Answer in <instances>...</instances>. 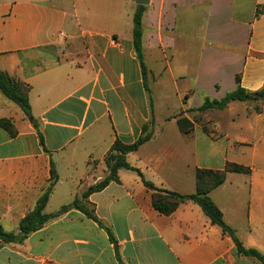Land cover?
<instances>
[{"label": "crops", "instance_id": "crops-1", "mask_svg": "<svg viewBox=\"0 0 264 264\" xmlns=\"http://www.w3.org/2000/svg\"><path fill=\"white\" fill-rule=\"evenodd\" d=\"M137 7L135 0H0V69L29 86L37 124L0 91V120L17 131L12 137L0 126V226L19 234L52 163L58 180L44 213L81 198L106 177L116 138L132 143L142 134L152 96H173L180 105L156 118L151 139L128 163L157 189L184 195L196 192L197 169L249 167L228 173L210 197L243 247L264 255V101L230 103L221 110L224 125L221 111L205 112L206 124L189 112L235 91L238 76L248 92L264 88V0H150L142 25L147 87L133 44ZM178 118L193 124L189 133ZM118 178L89 202L121 262L107 231L70 208L23 242L1 243L0 264H262L238 253L193 201L166 216L136 171L120 169Z\"/></svg>", "mask_w": 264, "mask_h": 264}, {"label": "trees", "instance_id": "trees-1", "mask_svg": "<svg viewBox=\"0 0 264 264\" xmlns=\"http://www.w3.org/2000/svg\"><path fill=\"white\" fill-rule=\"evenodd\" d=\"M146 7L138 6L133 17L134 29H133V44L140 61L144 85L147 87V69L143 59V17ZM258 15L260 10L257 11ZM238 88L228 93L221 100H206L202 106L197 109H191L189 112L204 113L210 110H223L232 102H255L264 101V88L257 92H248L240 85V78L237 77ZM148 89V88H147ZM0 91L10 100L15 102L24 112L26 117L30 121H34L31 112V105L29 100L30 88L27 84L19 81L13 76H10L7 72L0 69ZM257 111L259 107L255 108ZM179 129L182 133H189L193 127V124L186 118H178L177 120ZM34 125L37 128V124L34 121ZM155 125V119L152 116L142 128V134L138 139L132 143H126L121 138L117 137L113 143L111 149L107 153L104 159V163L107 167L106 177L91 185L81 198H76L75 201L68 206H64L59 212L47 215L44 213V209L48 203L49 196L52 193L55 184L58 180V175L55 170V166L52 163L51 166V178L49 185L47 186L44 194L37 201L36 206L26 214V216L20 221L19 234L7 233L0 226V241L1 243L9 244L14 242H23L28 235L41 229L48 222L64 215L70 208L77 209L84 213L88 218L95 221L100 227L104 228L110 238V241L114 244L116 250L117 259L121 262L119 255L117 242L112 235V232L107 228L95 215L94 207L89 202V196L93 193L100 192L105 189L112 181H119L118 172L120 169H131L138 173L142 182L146 188L152 191V206L159 213L169 216L173 214L178 207L187 201H193L198 204L205 215L211 220L213 225L218 226L224 233L228 234L234 240L238 253L255 258L264 264V255L256 250H247L243 247L241 242L235 235V232L230 228L223 219V214L216 206L214 201L210 197V193L215 188L222 185L227 178L228 173H245L251 172L249 167L242 165L228 163L225 169L213 170V169H197L196 170V192L189 195H184L178 192L166 191L157 189L153 183L147 181L140 170L133 168L127 161V155L136 152L143 144L149 141L152 137L153 127ZM0 126L3 127L12 137H15L17 131L13 123L8 119L0 120ZM205 131L207 127L204 125ZM40 143L45 148L44 137L39 132ZM0 243V245H1Z\"/></svg>", "mask_w": 264, "mask_h": 264}, {"label": "rangeland", "instance_id": "rangeland-1", "mask_svg": "<svg viewBox=\"0 0 264 264\" xmlns=\"http://www.w3.org/2000/svg\"><path fill=\"white\" fill-rule=\"evenodd\" d=\"M151 99V98H150ZM180 105V102L178 101V99L174 98L173 96H167V97H162L160 95H156V96H152L151 102H150V106H151V117L153 116L156 120L157 119H164V117L168 114H170L172 111L175 110V108L177 106ZM216 111H221V110H217L214 109ZM223 111H221L219 114L216 115V117L219 119L220 124H225L227 121V114L226 113H222ZM192 117L194 118V120L197 123H203L206 124L205 122H207L206 119H203L204 117V113H200V112H190ZM151 118L148 120L150 121ZM1 243V241H0Z\"/></svg>", "mask_w": 264, "mask_h": 264}, {"label": "water", "instance_id": "water-1", "mask_svg": "<svg viewBox=\"0 0 264 264\" xmlns=\"http://www.w3.org/2000/svg\"><path fill=\"white\" fill-rule=\"evenodd\" d=\"M150 0H135V3L138 6H147L149 4Z\"/></svg>", "mask_w": 264, "mask_h": 264}]
</instances>
